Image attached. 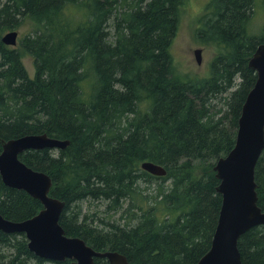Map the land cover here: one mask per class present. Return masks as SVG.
<instances>
[{
    "label": "trees",
    "instance_id": "trees-1",
    "mask_svg": "<svg viewBox=\"0 0 264 264\" xmlns=\"http://www.w3.org/2000/svg\"><path fill=\"white\" fill-rule=\"evenodd\" d=\"M185 1L0 0V138L68 139L20 158L51 176L68 236L133 264H197L209 250L222 206L214 165L235 145L257 78L249 59L264 26L262 35L251 28L264 0L209 1L198 34L221 51L204 78L179 75L171 51ZM20 27L27 31L18 47L2 40ZM23 52L34 59V76ZM144 161L166 174L143 169ZM255 180L264 210V150ZM42 207L0 175L5 218L21 221ZM238 247L244 264H264V224ZM0 264L72 262L40 257L24 233L0 230Z\"/></svg>",
    "mask_w": 264,
    "mask_h": 264
},
{
    "label": "water",
    "instance_id": "water-1",
    "mask_svg": "<svg viewBox=\"0 0 264 264\" xmlns=\"http://www.w3.org/2000/svg\"><path fill=\"white\" fill-rule=\"evenodd\" d=\"M18 35V30H11L2 40L16 45ZM200 52L201 49L195 51L198 59ZM249 66L256 71L257 78L242 106L235 145L214 165L220 180L217 190L222 194V206L211 246L197 264H244L239 238L251 227L264 224V210L258 204L255 180L256 165L264 150V42L250 57ZM69 142L46 133L0 138L2 180L11 187L25 190L43 204L36 215L21 221L7 219L0 213V230L25 233L28 247L48 260L71 259L72 264H95V258H105L109 264H133L117 250H96L82 237L68 236L60 224L65 202L50 194L51 176L20 158V154L29 149L64 148ZM141 166L155 175L166 174L163 165L152 161H144Z\"/></svg>",
    "mask_w": 264,
    "mask_h": 264
},
{
    "label": "rangeland",
    "instance_id": "rangeland-1",
    "mask_svg": "<svg viewBox=\"0 0 264 264\" xmlns=\"http://www.w3.org/2000/svg\"><path fill=\"white\" fill-rule=\"evenodd\" d=\"M210 0H186L180 13V23L178 32L172 44V54L174 63L179 75L183 78L195 76L204 78L209 76V64L211 59L221 51V48L213 43H207L201 40L198 34V28L207 14V4ZM252 23V33L260 34L264 26V7L260 3ZM19 33L18 43L11 45L18 47L19 39L27 31L26 27L17 29ZM5 34V33H4ZM196 49H201L199 59L195 53ZM22 61L30 74L35 75V64L33 57L27 52L21 53ZM153 185L156 186L154 183ZM153 188V187H152ZM100 210L104 206H99ZM91 212L98 209L97 203L91 205Z\"/></svg>",
    "mask_w": 264,
    "mask_h": 264
},
{
    "label": "bare ground",
    "instance_id": "bare-ground-1",
    "mask_svg": "<svg viewBox=\"0 0 264 264\" xmlns=\"http://www.w3.org/2000/svg\"><path fill=\"white\" fill-rule=\"evenodd\" d=\"M251 29H252V28H251ZM262 31H263V30H262ZM262 33H263V32H262ZM260 34H261V33H260ZM261 35H262V34H261ZM261 35H260V36H261ZM258 37H259V36H258Z\"/></svg>",
    "mask_w": 264,
    "mask_h": 264
},
{
    "label": "flooded vegetation",
    "instance_id": "flooded-vegetation-1",
    "mask_svg": "<svg viewBox=\"0 0 264 264\" xmlns=\"http://www.w3.org/2000/svg\"><path fill=\"white\" fill-rule=\"evenodd\" d=\"M52 261H55V260H52Z\"/></svg>",
    "mask_w": 264,
    "mask_h": 264
}]
</instances>
